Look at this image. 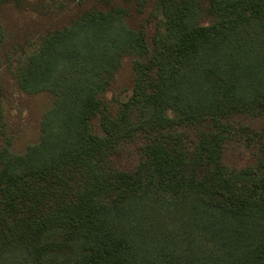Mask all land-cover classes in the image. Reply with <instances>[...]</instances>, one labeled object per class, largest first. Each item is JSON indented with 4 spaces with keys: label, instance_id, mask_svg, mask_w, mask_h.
<instances>
[{
    "label": "trees",
    "instance_id": "1",
    "mask_svg": "<svg viewBox=\"0 0 264 264\" xmlns=\"http://www.w3.org/2000/svg\"><path fill=\"white\" fill-rule=\"evenodd\" d=\"M9 4L52 15L0 22V264H264V0ZM5 72L51 97L23 147Z\"/></svg>",
    "mask_w": 264,
    "mask_h": 264
},
{
    "label": "rangeland",
    "instance_id": "2",
    "mask_svg": "<svg viewBox=\"0 0 264 264\" xmlns=\"http://www.w3.org/2000/svg\"><path fill=\"white\" fill-rule=\"evenodd\" d=\"M28 1L31 3L41 2V0ZM51 15L45 18L40 15L39 10L32 6L19 9L13 4L6 5L0 13V22L6 33L4 48L11 51L27 37L36 39L37 34L46 23L45 20L51 19ZM132 80V58L126 57L115 74L111 89L112 91H119L121 88L129 87ZM3 82L10 94L11 104L7 109L12 115L15 130L21 135L17 147H23L27 142L37 138L42 112L50 103L51 97L46 93L28 95L21 92L8 72L3 74ZM131 152H133V148ZM115 160L119 165L129 167L136 163L137 157L136 154L132 153L122 155ZM226 160L230 165L242 166L251 162L253 158L248 149L236 145L227 150Z\"/></svg>",
    "mask_w": 264,
    "mask_h": 264
}]
</instances>
